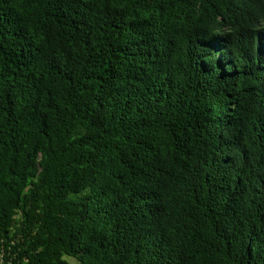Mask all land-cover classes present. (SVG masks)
Masks as SVG:
<instances>
[{"label":"trees","instance_id":"16d2710c","mask_svg":"<svg viewBox=\"0 0 264 264\" xmlns=\"http://www.w3.org/2000/svg\"><path fill=\"white\" fill-rule=\"evenodd\" d=\"M0 264H264V0H0Z\"/></svg>","mask_w":264,"mask_h":264},{"label":"rangeland","instance_id":"374dc122","mask_svg":"<svg viewBox=\"0 0 264 264\" xmlns=\"http://www.w3.org/2000/svg\"><path fill=\"white\" fill-rule=\"evenodd\" d=\"M74 262V259H71Z\"/></svg>","mask_w":264,"mask_h":264}]
</instances>
